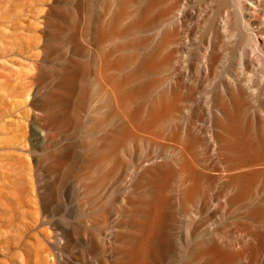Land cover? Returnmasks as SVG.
<instances>
[{
  "label": "bare ground",
  "instance_id": "obj_1",
  "mask_svg": "<svg viewBox=\"0 0 264 264\" xmlns=\"http://www.w3.org/2000/svg\"><path fill=\"white\" fill-rule=\"evenodd\" d=\"M0 264H264V0H0Z\"/></svg>",
  "mask_w": 264,
  "mask_h": 264
}]
</instances>
